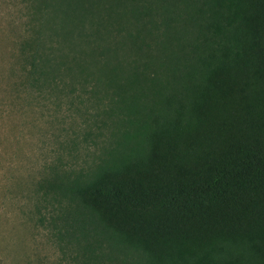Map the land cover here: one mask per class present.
I'll list each match as a JSON object with an SVG mask.
<instances>
[{
  "label": "trees",
  "instance_id": "16d2710c",
  "mask_svg": "<svg viewBox=\"0 0 264 264\" xmlns=\"http://www.w3.org/2000/svg\"><path fill=\"white\" fill-rule=\"evenodd\" d=\"M33 2L57 48L34 29L31 84L96 80L124 130L47 184L80 208L83 264H264V0Z\"/></svg>",
  "mask_w": 264,
  "mask_h": 264
},
{
  "label": "rangeland",
  "instance_id": "374dc122",
  "mask_svg": "<svg viewBox=\"0 0 264 264\" xmlns=\"http://www.w3.org/2000/svg\"><path fill=\"white\" fill-rule=\"evenodd\" d=\"M34 9L33 0H0V264H83L80 208L47 184L89 172L124 130L96 80L72 77L75 88L58 92L31 84L24 44L36 42L34 29L44 30L43 49L57 48L49 16Z\"/></svg>",
  "mask_w": 264,
  "mask_h": 264
}]
</instances>
